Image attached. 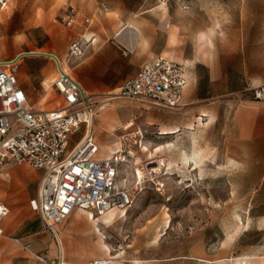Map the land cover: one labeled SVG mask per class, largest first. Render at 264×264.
<instances>
[{"label":"rangeland","instance_id":"374dc122","mask_svg":"<svg viewBox=\"0 0 264 264\" xmlns=\"http://www.w3.org/2000/svg\"><path fill=\"white\" fill-rule=\"evenodd\" d=\"M88 1L11 0L0 12L3 53L13 58L38 42L56 51L74 76L84 57H70L72 41L88 29L108 33V18L125 16L126 26L141 28L154 56L181 62L193 73L185 106L175 110L119 97V90L89 94L97 138L126 157L130 148L136 157L141 153V183L121 185L134 194L131 206L124 216L116 211L111 225H100L111 255L120 256L115 263L264 264V145L237 135V100L229 94L241 89L215 79L218 68L238 86L246 75H264V0H171L166 6L155 0H92L105 10L90 28L65 26L64 9ZM204 33L211 38L208 46ZM94 246L93 260L108 257Z\"/></svg>","mask_w":264,"mask_h":264},{"label":"built area","instance_id":"2783aa9c","mask_svg":"<svg viewBox=\"0 0 264 264\" xmlns=\"http://www.w3.org/2000/svg\"><path fill=\"white\" fill-rule=\"evenodd\" d=\"M10 1L0 0V11H6ZM155 1L163 4L171 0ZM76 16L77 10L69 7L61 19L70 27ZM89 44L85 39L73 42L70 57H84ZM58 69L53 87L65 104L58 110L44 111L31 107L19 86V60L0 63V169L9 164H27L43 171L39 195L31 207L41 217L42 232L53 237L56 226L65 223L77 209L91 212L99 220L113 210L127 211L134 199L132 190L121 186V182L127 184L126 179L120 181V164L125 162L118 155L106 160L98 158L99 147L92 128L93 98L60 64ZM188 85L184 64L155 58L127 80L117 96L175 110L183 107ZM247 93L233 95L239 103H264V85ZM76 136L80 137L72 147ZM139 183L141 178L137 175L136 184ZM9 214V207L0 204V228ZM13 242L25 251L32 250V244L21 238H14ZM35 258L42 264H71L45 255ZM87 264L111 263L97 259Z\"/></svg>","mask_w":264,"mask_h":264},{"label":"crops","instance_id":"0c3cea01","mask_svg":"<svg viewBox=\"0 0 264 264\" xmlns=\"http://www.w3.org/2000/svg\"><path fill=\"white\" fill-rule=\"evenodd\" d=\"M69 7H74L77 10L75 23L69 28H81L84 25L90 28L94 20L103 15L105 10V6L96 9V5L92 0H89L85 6L80 4L78 8L72 5ZM68 8L64 9L62 16ZM109 13H106V15H109ZM107 21L108 27H111L108 33H102L98 29L91 30L90 32V29H88L82 31L84 35H82L81 39L72 41L73 43L85 39L90 42L79 70H77L76 75H71L86 94H111L118 90L120 91L123 84L127 80L134 78L145 63L155 58H165L183 64L162 55L154 56L155 52L152 46L147 43V39L142 34L141 28H135L130 24L126 26L129 20L125 16H117V18L113 16L108 18ZM138 22L141 24V14ZM129 26L133 27L138 33L137 36L131 33L128 29ZM35 29H38V27ZM204 34L207 37L204 44L208 46L211 38L209 34ZM33 46L34 49H30L25 53H19L11 58L3 53L4 44H0V63L19 60L18 83L20 88L24 90L31 107L44 111L58 110L64 106L65 102L63 97L53 87L54 80L56 79L53 80V78L56 73L58 76L59 64L55 58L50 56H54L58 60H60V57L56 51L46 50L45 45L38 42L33 41ZM240 51L242 55H246L245 49ZM241 52L235 51L233 54H241ZM249 55L254 54L249 53ZM29 58L40 62V64H29ZM52 60L55 61L56 66H54L53 62H46ZM60 65L65 69L61 60ZM186 68L190 85L193 73L192 69L187 66ZM215 79L218 82L228 83L227 88L229 86V88L235 90L241 89L240 91H232L229 95H233L236 92L248 95L247 92L249 90H254L264 85V75L256 78L252 74L246 75L241 80V86H238L239 82L237 81L230 83L226 78V74H223L220 68L217 70ZM133 125L130 124L126 129L131 128ZM92 128L99 147L98 158L106 160L114 155H118L126 160L124 162H130L129 164H122V169L120 168V181L126 179L127 184L134 183L136 176L141 175V153L139 152V155L136 157L134 156V148H130V156L121 155L120 148L105 146L97 138V126L93 122ZM233 128L240 138L249 140L252 143L260 142L264 145V103H238V101H235ZM168 133L172 134L169 131ZM75 145L76 142H73L72 147ZM161 149L157 148L155 152L159 153ZM134 160L140 162L132 163ZM193 164L194 162L191 161V167H193ZM25 165L27 164H9L0 169V204H6L10 209V214L5 218L0 228L2 231V235H0V264H42L35 258L36 255H45L50 260H58L63 256L65 262L71 264H87L92 261V257L95 256L97 249L94 245L102 248L101 245L105 244L103 238L96 231V229H100V225L104 222L103 217L99 221H95V217L91 212L77 209L66 221L65 225L55 228L60 242L50 234L43 233L41 217L31 207V202L38 198L43 171L36 170L27 165L35 170L30 172L29 168ZM90 234H92V239L89 237ZM94 234L98 237V241H94ZM14 238H21L24 242L31 243V252L17 246L13 242ZM87 248L90 249L87 250ZM111 253L108 247V253L106 252L107 258L110 257ZM112 256L115 259L111 264H116L115 260L120 256ZM107 258L102 257V259ZM136 262L141 263V260Z\"/></svg>","mask_w":264,"mask_h":264},{"label":"bare ground","instance_id":"6f19581e","mask_svg":"<svg viewBox=\"0 0 264 264\" xmlns=\"http://www.w3.org/2000/svg\"><path fill=\"white\" fill-rule=\"evenodd\" d=\"M167 4L166 3H163L161 6H166ZM128 29L131 31V33H133V34H135L136 36H137V32L133 29V27H131V26H129L128 27ZM120 38V37H119ZM124 39V38H123ZM134 41V40H133ZM129 42V41H128ZM131 46H132V44H131ZM58 59L56 58V61H57ZM58 62V64H60V60H58L57 61ZM65 70V69H64ZM68 72V71H67ZM164 135H168V134H170V133H168V132H164L163 133ZM115 156V155H114ZM118 157H120V156H118ZM111 158H113V157H111ZM120 159L122 160L121 162H124V161H126L125 159H122V157H120ZM139 177L141 178V175L139 174ZM116 211L117 210H113V211H111V212H109V213H107L105 216H103V221L105 222V223H107V224H110L111 225V223H113V219L115 218V215H116ZM125 213H126V211H122V216H124L125 215ZM95 217V221H99V220H97L96 219V216H94ZM103 224V223H102ZM56 230V229H55ZM96 231H97V234L99 235V236H101V234H102V231L98 228V229H96ZM103 235V234H102ZM103 239H104V237L103 236H101ZM102 246V249L105 251V252H107L108 253V247H107V245L106 244H102L101 245ZM62 247H63V245H62ZM114 257L110 254V257L109 258H107V259H105V260H110V263H112L113 261H114Z\"/></svg>","mask_w":264,"mask_h":264},{"label":"water","instance_id":"95a60500","mask_svg":"<svg viewBox=\"0 0 264 264\" xmlns=\"http://www.w3.org/2000/svg\"><path fill=\"white\" fill-rule=\"evenodd\" d=\"M50 57H53V58L56 59V57H54V56H50ZM57 61H58V60H57ZM55 237H56V239L60 242V240H59V236H58L57 233H55ZM60 259L63 260V256H61Z\"/></svg>","mask_w":264,"mask_h":264}]
</instances>
